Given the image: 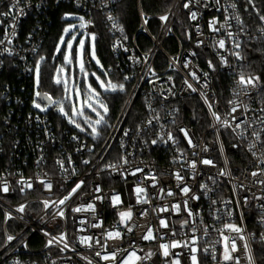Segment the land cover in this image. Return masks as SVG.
Masks as SVG:
<instances>
[{
    "label": "built area",
    "instance_id": "obj_1",
    "mask_svg": "<svg viewBox=\"0 0 264 264\" xmlns=\"http://www.w3.org/2000/svg\"><path fill=\"white\" fill-rule=\"evenodd\" d=\"M7 2L4 12L8 11L9 5L15 0ZM185 2L186 0L173 1L170 9L162 14L168 16L167 22L159 19L162 15H146L139 5V25L132 34L128 32L119 13L121 0H21L19 8L24 10L23 15L16 10L13 14L15 19L13 16H0V40L7 35L12 41L11 44L5 42L0 45V74L16 78L15 83H5L0 93V174L10 184L8 194L0 193V264H53V261L55 264H87L82 257L91 259L93 264H113L112 261H103L95 255V252L100 250L99 246L89 249L81 245L78 239L85 235L102 238L103 233L117 226L118 213L129 207L133 212L132 221L129 223L143 227H136L132 233H125L123 240H109L108 252L116 247L128 248L132 244L140 256H145L148 252L156 253L151 260H145L142 264H165L158 246L167 242L170 236H165L163 241H144L141 235L148 226L158 230L160 234L168 231L159 227L157 216L169 220L170 226L178 233L176 239L183 241L187 238L185 233L190 235L188 228H179V221L186 218L183 211L180 215H172L170 212L154 213L151 210L152 207L170 206L174 203H181L183 209V201L189 198L183 196L177 188L178 182L172 175L176 171H180L184 176L185 183L191 187L192 193L200 197L199 200H189L193 212L200 213L194 217L199 229L197 235H202L203 225L208 226L209 235L202 237L199 245L211 246L219 241L220 236L215 229L222 228L224 223H234L244 230L243 235L257 264L256 248L259 245L264 248V241L261 240V235L264 234V223H261V217L264 216V207H261L264 205V199L257 197H264V186L255 181L264 179V176L253 178L250 173L258 167H264V164H260L248 151V144L252 140L251 129L246 134L247 138L241 139L232 129L221 127L211 116L200 93H205L213 102V111L222 118L229 113V100L241 105L233 114L240 119L252 122L264 116L261 111L264 109V102L260 85L250 89L247 95H236L240 92L237 80L247 61L244 58L237 59L231 54L233 51H239L242 56L244 44L264 40V33L260 31L264 28V21L259 18L264 15V10H259L248 0H220L219 4L216 0H200V3L191 5V10L197 12V19L193 21L190 19L189 10L183 8ZM232 4L236 7L231 8ZM59 8L65 9L64 14L73 13L90 20L92 23L82 32L94 33L96 38H99V26H104L111 39L110 55L114 59V65L106 71L109 75H123L124 84L129 88L125 89L126 98L121 108L113 115L112 122L109 126L100 128L101 136L96 139L54 120L50 112H41L33 106L35 80L34 72L30 69L35 67L44 47L47 31L52 23L51 15ZM182 14L188 18V29L183 39L174 29ZM109 15L118 25L117 28H113V21L107 19ZM225 16L231 17V28H221L219 32H213L209 22L215 18L218 20L216 27H220L224 24ZM144 17L148 19L146 25ZM236 17L243 23H238ZM62 20L66 22V26L73 22L79 23L75 19H64V15ZM152 22L158 23V30L155 32L150 29ZM12 24H15V35H12L13 30L9 27ZM119 28H123V32ZM229 30L234 34L232 40L226 36V31ZM219 39H225V49L217 47ZM171 40L176 48L166 50L165 44ZM199 41L203 43L197 46ZM234 42L240 43L239 49L233 47ZM5 48L10 49L11 55L4 51ZM221 56L226 58L227 65L222 64ZM208 61L215 65L214 71L208 67ZM85 62L87 70L92 67L88 54L85 55ZM185 63H188V67H184ZM149 67L155 75L149 71ZM193 72L199 77V81L193 79ZM204 73H208L207 77ZM124 76L130 79L125 81ZM168 77L172 79L169 80ZM185 80L197 91L189 89ZM205 84L207 87H204ZM187 104L197 107L199 117L201 115L198 111L204 114L208 122L207 127L199 126L193 129L184 123ZM244 105L247 106V112L244 111ZM52 110L57 111L50 107V111ZM155 116L159 119L148 125L147 121ZM254 127L259 130L261 125L256 123ZM180 129L188 131L197 147H189ZM126 130L128 136L123 134ZM169 132L175 138V143H164L158 139L161 135L166 139ZM153 139L158 140L157 144L151 143ZM221 143L223 152L220 150ZM233 144L240 146L233 148ZM205 147L208 151H203ZM261 150L258 145L257 153ZM121 155L127 156L129 164L124 165L120 171L100 170L106 163H118ZM202 158L212 159L216 167L200 164ZM57 160L64 162V169H61ZM85 160L90 163H83ZM193 160L197 162L195 179L191 178L194 173L187 165L188 161ZM136 167L143 168L144 171L136 176L128 175V172ZM220 169L231 172V176H218ZM121 171L126 179L121 175ZM152 174L159 177L156 188L148 187L152 182L144 179L146 175ZM21 175L25 178L31 177L33 181L37 177L50 180L53 188L51 192L44 191L40 184L35 183L34 190L20 193L16 181ZM209 175L216 179L215 184L208 179ZM81 180L84 181L82 187L65 206H62L65 208V219H53L55 208H49L45 214L40 201L63 197ZM141 181L152 197L150 204L136 203L133 189ZM201 183H207L212 189L207 195L200 189ZM97 185L101 188L99 193L94 191ZM160 187L165 190L171 188L176 195L157 199L155 196ZM115 194H119L122 204L114 207L110 197ZM97 195L104 199L96 200ZM213 200L216 201L215 204L211 203ZM89 203L95 205V213H74L71 210L75 207L86 208ZM21 204L27 205L23 213L15 211ZM145 209L149 210L148 215L141 217L140 214ZM229 211L232 212L231 217L228 216ZM5 212H11L13 217L6 223ZM215 216H218L219 220L214 219ZM41 217H44V222ZM80 220H86L88 223L81 225ZM95 222H102V227H90V224ZM119 227L121 231H125L123 225ZM80 228H85L86 231H78ZM41 229L53 235L66 232L69 249L61 252L62 245L55 244L45 247L49 237H46ZM7 235H12L15 239L6 242ZM243 243L244 241L237 239L240 250L233 255L240 258V264H248ZM24 244H27L26 248ZM215 248L217 259L214 261L210 255H201L202 264H218L222 246L215 243ZM172 251L182 252V264H188L187 249L177 248ZM124 255L126 254L123 252L118 255L116 264H119Z\"/></svg>",
    "mask_w": 264,
    "mask_h": 264
},
{
    "label": "snow or ice",
    "instance_id": "obj_2",
    "mask_svg": "<svg viewBox=\"0 0 264 264\" xmlns=\"http://www.w3.org/2000/svg\"><path fill=\"white\" fill-rule=\"evenodd\" d=\"M21 0H15L14 3L9 5V9L7 12L0 13V16L8 17L13 16V19L16 17L13 15L16 10L19 11L20 15L24 14V10L19 8ZM217 4H219L220 0H216ZM249 3H252V0H248ZM193 3H200V0H186V2L183 4L184 9L189 10V16L190 19L195 21L197 19V12L191 10V5ZM231 8H235L236 5L232 4L230 5ZM227 11V9H225ZM259 15V13H258ZM144 14L142 13V17ZM261 21H264V15L259 16ZM64 19L71 20L75 19L79 21V24H70L66 26L63 29V33L59 38V42L56 45L55 48V55L62 54L63 55V63L58 65L55 68V71L52 75V82L54 85H56L59 89L62 90V98L55 99L51 94L49 93H42L40 91L35 92V97L33 101V106L40 110L41 112L48 111L49 107H54L62 116H64L68 122L72 125H74L77 129L80 130V132H87L88 129H90V132H88L89 135L92 136L93 139H96L100 136L99 126L101 125H108V121L106 117L109 113V107L108 104L102 99V93L100 91H97L96 88L92 86V83L88 81V77L91 75L95 78L96 83L99 85V88L104 92H124L125 91V84L124 83H113L111 80H104L101 79L100 76H98L95 72L89 73L86 68V62H85V39L81 38L79 39L78 44L76 45L75 49V55L73 54V45L77 41V36L80 35L82 37L87 36L90 37L91 45L90 50L88 52V56L91 60H94L98 66L103 69V66L100 65V61L96 57V49H95V40L96 36L94 33H85V32H78L77 29L80 30L86 29L92 22L90 20H85L84 16H75L73 13H65ZM107 19L113 21V28H117L118 25L114 21L113 17L109 15ZM159 19L162 22H167L168 16L162 15L159 17ZM231 17L225 16L224 24L220 25V27H216L218 20L213 19L209 22V27L213 32H219L221 28L230 29ZM236 20L238 23L242 24L243 22L240 21L239 17H236ZM2 23V22H0ZM148 23V19L144 17V24L146 25ZM9 27L12 28V35H15V24L10 25ZM121 32H123V28H119ZM146 30V29H145ZM260 31L264 33V28H261ZM226 36L232 40L234 39V34L229 30L226 31ZM67 38V39H66ZM190 38V37H189ZM127 39V37H125ZM7 42L8 44H11V39L8 38L6 35L3 40H0V45ZM203 41H199L198 45L202 44ZM119 44V42H117ZM226 41L225 39H219L217 41V47L219 49H225ZM115 47V46H114ZM233 47L235 49L240 48L239 42H234ZM63 49V51H62ZM5 52H8L11 55L10 49L5 48ZM35 51V50H34ZM127 51V49H125ZM234 55L237 59H242L239 51H233L231 53ZM195 55V53H193ZM44 56H39V59L35 63V67L33 69H30V71L34 72V80H35V86L37 89H39L40 83H41V65L45 61ZM145 60H147V57H145ZM220 60L222 64L227 65V60L225 57L221 56ZM184 67H188V63L184 64ZM208 67L215 70V65H213L212 61H208ZM78 70V71H77ZM149 71L152 72L153 75H155V72L149 67ZM104 76L108 75L107 71L103 72ZM193 79L199 81V77L196 76V73H191ZM208 73H204V76L207 77ZM82 76L84 80V89L85 91L82 93L81 87L79 85L78 77ZM130 77L124 76V80H129ZM169 80L172 79V77H168ZM71 83V87H70ZM185 84L189 89H191L193 92L197 91L196 88L192 86L191 83H189L187 80H185ZM260 84V77L259 76H245L243 72L239 74L237 85L240 88V92H237L236 95L239 96L241 93L244 95H247L250 91V89L256 88ZM204 87H207V84L204 85ZM202 99L204 100V103L207 105L209 112L213 119L216 121L217 124H219L223 128H230L232 131L241 139H246V134L248 133V130L251 129V137L252 140L248 144V151L251 152L253 157H256L259 160L260 164H264V139H262V135H264V116L258 118V120L254 119L252 122H249L247 119H240L233 115L238 111V109L241 107L240 104H238L234 100H229L228 103L231 105L229 113L227 116L222 118L216 111H213V102L209 100V98L205 95V93H200ZM46 101L47 105L42 106V102ZM65 102L71 105L69 110H66L65 108ZM150 107V105H149ZM244 111L247 112V106L244 105ZM85 109H87L91 113H95V119H93L91 116L87 115L85 112ZM262 112H264V109H261ZM76 117H81L83 119L84 124L87 125V128L83 127L81 123H78L76 120ZM38 118V117H37ZM230 118V119H229ZM159 117L155 116L153 119H149L147 121L148 125H152L153 120H158ZM239 120V122H237ZM259 123L261 127L259 130H257L256 127H254V124ZM215 127V125H213ZM140 129L138 127V133ZM180 131L183 133L185 139L187 140V143L189 147L195 148L197 145L193 143V138L189 135L188 131L185 129H180ZM124 136H128V131H124ZM73 139H78V137H73ZM158 139L164 143H167L169 141L175 143V138L173 135L169 132L167 134V138L163 135L159 136ZM219 140V137H218ZM158 140L153 139L151 143L153 145L157 144ZM260 145L261 151L259 154L257 153L256 149L257 146ZM121 146L123 147V142H121ZM240 145L233 144V148H237ZM221 152H223V145L221 143L220 146ZM203 151H208V149L205 147ZM195 155V153H193ZM183 155V154H181ZM175 162V161H174ZM39 163V162H38ZM57 163L60 165L61 169H64V162L62 160H57ZM69 163H71V158L69 157ZM83 163L88 164L90 161L85 160ZM200 164L205 166H210L215 168L216 165L212 159L208 158H202L199 161ZM129 164V160L127 156L121 155L119 158L118 163H106L102 165L101 171L110 169L113 172L120 171L121 168H123L124 165ZM188 167L193 170L194 175L191 177L192 179H195V170L197 169V162L195 160L188 161L187 162ZM144 170L143 168L136 167L134 170L128 172V175L136 176L139 173H142ZM47 175V174H45ZM121 175L124 176V172L121 171ZM174 179L178 182L177 188L179 189L180 193L183 196L188 197L189 199H185L183 201V209L181 207V203H174L169 205H161L158 207H152V211L154 213H171L172 215H180L183 211L186 213V218L179 221V228L181 230L188 228L190 235L185 233L187 238L183 241L176 239V236L178 235L177 231L174 227L170 226L169 220L167 218H163L160 216H157V219L159 220V227L163 229H167L168 231L164 234H160L158 230H154L153 227L148 226L146 228V231L141 235V239L144 241H150V240H161L163 241L165 239V236H170V239L167 242H162L159 244V250L160 255L164 258L165 264H182L181 257L183 255L182 252H173L172 250L180 248V249H187V260L188 264H202V261L200 259L201 255H210L212 260L217 259V253L215 248V243H220L222 246L221 251V258L218 264H240V258L235 257L233 253H236L240 249L237 246V239L240 241H244L242 247L244 250V253L246 255V259L248 261V264H255L254 258L251 254L250 246L243 235V229L239 227L238 225L234 223H224L222 228H217L215 231L219 234L220 240L213 243L211 246H205L201 247L199 245V241L202 239V237H206L209 235L208 232V226L203 225V231L202 235L198 236V227L196 226V222L194 217L199 216V212H193V210L189 206V200H199L200 197L197 196L195 193H192L191 187L185 183V178L183 175H181L180 171H176L172 173ZM218 176H231V172L225 171V169H220ZM250 175L253 178L264 176V167H258L256 171H252ZM126 179L127 177L124 176ZM145 180H150L152 183L148 185V187L156 188L159 184V177L156 174L152 175H146L144 177ZM208 179L212 181L213 184L216 183V179L213 178L211 175L208 176ZM256 183L264 186V179H259L255 181ZM38 183L42 186L44 191L51 192L53 188V184L50 180H46L41 177H37L35 181L31 177L25 178L22 175L20 178L16 181V184L18 185V191L20 193H25L26 191L34 190V184ZM84 184V181H79L75 184V186L63 197L57 199V200H51V199H44L40 201V203L43 205V211L45 214H47V211L49 208H55L56 211L53 212L52 216L53 219L60 218L65 219V208L62 206H65L68 201H70L74 195L78 192V190L82 187ZM200 189L204 192L205 195H207L208 192H210L212 189L209 188V185L207 183H201L199 185ZM235 188V185H233ZM10 191V184L9 181L3 177L2 174H0V193L8 194ZM96 193L101 192V188L99 185L96 186L94 189ZM133 192L136 197V203L137 204H150L152 197L149 196L147 187L143 186V181L141 183L134 186ZM192 193L190 196L189 194ZM176 193L172 191L171 188L165 190V188L160 187L158 193L156 194L155 198L157 199H163L164 196L173 197ZM96 200L102 201L104 197L97 195L95 197ZM257 199H264V197H257ZM112 205L115 207L117 205L122 204L121 198L119 194H115L110 197ZM247 202V198H245V203ZM212 204H215L216 201H212ZM228 203V202H225ZM27 205L21 204L19 205L15 211L19 213H23L25 211V208ZM261 207H264L262 205ZM74 213L84 212V211H91L93 213L96 212V207L93 203H89L87 207H75L71 209ZM148 209H145L141 212V217H145L148 215ZM232 212H228V216L231 217ZM119 219L118 224L115 226L112 230H108L105 233L102 234V238L93 237L90 235L80 236L78 239V242L91 249L94 246H99L100 250L95 252V255L99 257L103 261H112L113 264H116L118 255L123 252L126 255H124L120 261L119 264H142L145 260H151V258L156 255V253L148 252L145 256H140L137 253V250L135 249V246L130 244L128 248H119L116 247L113 249V251L108 252V241L109 240H123L125 233H132L134 228L136 227H143L141 225L132 224L129 223L132 221L133 218V212L131 207H129L127 210H122L118 213ZM5 223L12 219L11 212H5ZM214 219L219 220L218 216H215ZM41 221L44 222V217H41ZM79 223L81 225H84L88 223L86 220H80ZM261 223H264V216L261 217ZM201 224H203V221L201 220ZM119 225H123V228L125 231H121ZM90 227L92 228H99L102 227V222H95L91 223ZM43 234L46 237H49L47 240V243L45 247H52L54 244L60 247V251L64 252L66 249H69V244L67 242V233L61 232L59 235H53L51 232L46 231L45 229H41ZM78 231H86L85 228H80ZM226 233H235L236 236H232ZM15 239L12 235L6 236V242H11ZM261 240L264 241V234L261 235ZM207 243V242H206ZM24 247H27V244H24ZM72 251H75V249H72ZM140 251H143V249H140ZM87 261V264H93L91 259H88L87 257H82ZM53 264H55V261H53Z\"/></svg>",
    "mask_w": 264,
    "mask_h": 264
},
{
    "label": "trees",
    "instance_id": "obj_3",
    "mask_svg": "<svg viewBox=\"0 0 264 264\" xmlns=\"http://www.w3.org/2000/svg\"><path fill=\"white\" fill-rule=\"evenodd\" d=\"M174 0H121L119 13L122 16L124 24L129 33H134L139 25L138 18V7L141 5L143 12L146 15L157 16L166 13L170 7L172 6ZM1 2H4L1 4ZM253 4L259 10H264V0H252ZM7 0H0V13L6 10ZM65 9L59 8L58 11L51 15L52 23L49 25V29L47 31L46 40L44 43V47L41 50L40 56H45L46 60L41 65V83H40V91L42 93H49L55 99L58 95H62V90L55 86L52 82V75L57 66V62L55 64L52 63L53 60V52L55 50L57 41L63 29L66 27V22L62 20ZM155 23V24H153ZM150 24V27L158 29V23L153 22ZM153 24V25H152ZM99 38H96V46L97 53L100 57L102 64L104 66L105 71L107 68L114 65V59L110 55V44L111 39L104 26H99ZM176 34L183 35L186 34V29H188V18L185 14H182L180 18L177 20L175 25ZM169 42V43H168ZM165 44V49L168 50L167 44H170L172 50L176 48L174 46L173 40L168 41ZM170 50V49H169ZM242 56L247 61L246 65L243 68V72L246 76H259L260 77V86L262 87V100L264 102V40H258L255 42H249L243 45L242 47ZM98 70L100 71L92 62V67L88 69ZM103 75V72H101ZM110 80L114 83H124L123 75L114 74L107 75ZM105 76V77H107ZM78 77V81L79 78ZM92 78V76H91ZM77 81V82H78ZM16 78L5 75L4 73L0 74V93L2 91L3 85L5 83H15ZM95 82V81H94ZM96 86L97 83L95 84ZM80 86H84L83 77H81ZM99 87V86H98ZM125 89H129L128 86H125ZM126 91L117 92L115 94L104 93V98L110 103V108L112 110L113 115H115L119 108H121V104L126 98ZM140 99H138L139 101ZM2 106V100L0 96V109ZM197 107L191 104H187L186 112L184 113L183 121L186 125L191 126L193 129L199 126H205L207 124L206 118L201 111L198 113L201 115L200 117L197 115ZM200 109V108H199ZM54 110H56L54 108ZM50 114L54 120L62 122L58 119V113H55L53 110L50 111ZM256 262L257 264H264V248L262 246H257L256 248Z\"/></svg>",
    "mask_w": 264,
    "mask_h": 264
},
{
    "label": "rangeland",
    "instance_id": "obj_4",
    "mask_svg": "<svg viewBox=\"0 0 264 264\" xmlns=\"http://www.w3.org/2000/svg\"><path fill=\"white\" fill-rule=\"evenodd\" d=\"M73 23H75V24H77V25L79 24L78 22H73ZM73 23H71V24H73ZM152 23H153V22H152ZM153 24H155V23H153ZM153 24H152V25H153ZM154 27H155V26H153V28L150 27V29H151L152 32H155V31L158 30L157 28H154ZM77 31H78V32H82V30H80L79 28L77 29ZM62 33H63V32H62ZM62 33H61V35H62ZM61 35H60V36H61ZM60 36H59V38H60ZM95 36H96V35H95ZM179 36L183 39V36H184V35H183V33H182V34H180ZM59 38H58L57 43L59 42ZM81 38H84V39H85V55L88 54V52H89V50H90L91 40L89 39V37H87V36L82 37V36L78 35V36H77V41H76V43H74V45H73V54H74V55H75L76 45L78 44L79 39H81ZM66 39H67V38H66ZM168 43H169V42H168ZM56 45H57V44H56ZM171 47H172V46H171L170 44H167V48H168V50L170 49V51H171V50H172ZM55 48H56V47H55ZM95 49H96V57H97V59L100 61V65L103 66L102 61H101V59H100V57L98 56V53H97L96 40H95ZM62 51H63V49H62ZM54 53H55V50H54V52H53V57H54ZM44 57H45V56H44ZM45 58H46V57H45ZM45 60H46V59H45ZM91 61L94 63V65H95L100 71H98V70H91V71H89V70H88V72H89V73H91V72H95L98 76L101 77V79H104V80H110L109 76L105 77L104 75L101 74V72H104V71H105L104 66H103V69H101V67L98 66L94 60H91ZM56 62H57V66L63 63V55H62V54L55 55V58H53L52 63L55 64ZM57 66H56V67H57ZM77 71H78V70H77ZM81 77H82V76H81ZM81 77L79 78V81H78L79 85H80ZM88 81H89L90 83H92V86H93L94 88H96L97 91H100V92L102 93V99L108 104V107H109V113H108V116L106 117V119H107V121H108V125H107V126H109L110 123L112 122L111 120H112V117H113V113H112V110H111V108H110V103L104 98V96H103L104 92L98 87L99 85H98V84H97L98 86L95 85V84H96L95 78H94V77L91 78V75H90V76L88 77ZM94 81H95V82H94ZM112 82H113V81H112ZM113 83H114V82H113ZM55 86H56V85H55ZM70 87H71V83H70ZM80 87H81V86H80ZM39 89H40V86H39ZM39 89L36 88V86H35V82H34V95H35V92H36L37 90L40 91ZM81 91H82V93L85 91L84 86L81 87ZM40 92H41V91H40ZM108 93H109V94H115V93H117V92H108ZM62 95H63V94H62ZM62 95H58L56 99H60V98H62ZM35 99H36V97H35ZM42 106H45V105H42ZM70 107H71V105L68 104L67 102H65V108H66V110H69ZM39 111H40V110H39ZM48 112H50V107L48 108V111H46V113H48ZM85 112H86L87 115L91 116L93 119L96 118V117H95V113H91V112H89L87 109H85ZM58 119H59L60 121H62V123H65L66 125H68V126L74 128V129H76L77 131L80 132L79 129H77L74 125L70 124V123L68 122V120H67L64 116H62L59 112H58ZM76 120H77L78 123H81V125H82L83 127L87 128V125L84 124L83 119H82L81 117H76ZM102 126H105V125H101V126H99L100 136H101V130H100V128H101ZM207 126H208V122H207V124H206V127H207ZM88 132H90V129H88L87 132H80V133H82V134H84V135H87V136H89V137H92L91 135L88 134Z\"/></svg>",
    "mask_w": 264,
    "mask_h": 264
},
{
    "label": "water",
    "instance_id": "obj_5",
    "mask_svg": "<svg viewBox=\"0 0 264 264\" xmlns=\"http://www.w3.org/2000/svg\"><path fill=\"white\" fill-rule=\"evenodd\" d=\"M42 103L45 104V105H47V102L46 101H43ZM55 113H57V111H55Z\"/></svg>",
    "mask_w": 264,
    "mask_h": 264
}]
</instances>
